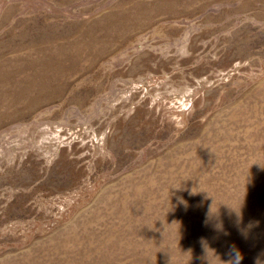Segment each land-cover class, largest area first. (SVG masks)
<instances>
[{
  "label": "rangeland",
  "instance_id": "rangeland-1",
  "mask_svg": "<svg viewBox=\"0 0 264 264\" xmlns=\"http://www.w3.org/2000/svg\"><path fill=\"white\" fill-rule=\"evenodd\" d=\"M0 264H264V0H0Z\"/></svg>",
  "mask_w": 264,
  "mask_h": 264
}]
</instances>
